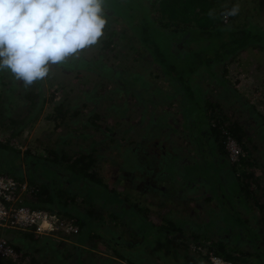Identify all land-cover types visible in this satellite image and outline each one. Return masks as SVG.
Returning a JSON list of instances; mask_svg holds the SVG:
<instances>
[{"label":"rangeland","instance_id":"374dc122","mask_svg":"<svg viewBox=\"0 0 264 264\" xmlns=\"http://www.w3.org/2000/svg\"><path fill=\"white\" fill-rule=\"evenodd\" d=\"M160 1L104 0L102 15L107 22L103 35L96 44L79 50L60 64H50L49 75L43 80L34 81L27 88L24 87L23 81H16L12 77L16 86L9 92L16 99L31 88L36 98L34 103L27 98L25 100L21 98L15 105L11 97L6 96L7 92H3L0 103V142H7L20 148L23 154L27 148L32 149V155L40 156L47 154L44 145L52 143L49 142L50 138L54 140L72 128L74 139L72 143H65L67 151L77 154L81 150L89 152L92 147H98L97 152L100 155L96 170L99 176L110 186L116 187L120 196L128 202L140 204L143 207L140 210L142 214L158 217L156 211L161 210V214L177 216L182 209L177 203L179 198H188L183 204L186 215H194L198 222L206 220L209 215L205 212L206 204L207 210L211 207L216 210L214 222L206 230L203 229V232L207 235L217 234L219 241L224 238L221 237L223 234L233 235L234 239L231 244H228L230 243L228 240L226 249H231L240 236L239 233H242L247 240L241 242L237 240L238 243L248 246L249 242L254 248H247L253 252H256L255 247L260 244L264 251V45H250L220 62L217 66L218 74L219 76L225 74L226 77L222 82L214 77L205 76L208 81L203 97L208 96L220 105L228 117L225 122L237 120L243 125L246 131L242 141L245 159L256 163L249 166L247 161H240L237 168L233 169L225 159H228L227 153L224 154L222 161L216 162L217 151L211 152L205 147L198 148L192 136L196 133V127L201 128L205 123V116L202 110L199 111L197 97L192 99L194 101L192 108L198 110L200 115L194 124L196 127H188L189 124L184 126V115L181 112L183 108L188 107L185 111L187 113L189 106L182 107L179 102L180 95L179 97L173 95L177 90L176 83L158 76L160 69L158 64L150 60V52L143 48L140 40H143L144 34L142 23H149V33L152 36L155 34L167 50L170 47L171 36L180 35L172 33L158 22L170 18L159 9ZM211 1L221 12L230 9L234 4L240 5L239 14L228 17L227 21L223 19L224 22L233 21L236 25L255 22L264 29V0ZM173 23L170 27L176 26ZM113 30L115 33L112 36L111 47L107 48L102 44L103 38H107ZM85 60L103 63L105 64L103 69L110 66L125 72H145L152 89L142 91L144 84L140 85L137 81L133 84L134 80L132 84L133 89L138 87L136 91L126 92L124 86L118 87L116 84L110 89H103L105 81H102L101 75L104 73L100 75V70L89 69ZM4 72L8 74V71ZM129 86L130 84L127 88ZM84 102H88V105ZM124 104L125 111L122 114L120 111L115 112L116 108L113 109V105L122 107ZM7 109L18 118L16 122H10ZM60 109L67 113L61 124H58L59 117H54L59 114ZM68 109L70 111H67ZM90 111L99 112L100 119L97 124L90 121L91 118L88 117ZM73 114L75 116H72ZM28 115L30 117H27ZM163 117L166 119V125ZM18 129L21 131L14 135ZM202 145L205 146L204 143ZM183 155H187L185 160H180ZM191 157L193 160L188 163L187 160ZM137 160L142 162L143 167L136 164ZM21 162L23 178H26L29 174L27 165L25 160ZM0 166L8 168L9 160L2 157ZM164 166L169 170L178 171L171 174V177L164 176L168 170ZM180 172L186 175L188 185L182 180ZM249 172L254 173L250 176ZM196 175L207 180L196 181L192 185L190 180ZM219 181L223 186L216 189L215 186L220 185ZM243 181L252 186L249 195L239 190V185H242ZM73 191H77L76 186ZM220 191L223 195H220ZM155 194L172 196L163 198L155 197ZM182 194L184 196L180 197ZM213 194L217 195L219 206H215L218 203L215 196L209 201L203 200L205 202L203 206L202 197L207 198ZM81 197V194L77 196L79 207L85 204L80 200ZM164 199L168 200L165 206H158L157 203ZM117 201L118 198L114 203ZM97 204V207H102L101 201ZM111 206L109 204L103 207L101 225L99 223L92 227L100 235L84 237L87 238L84 242L78 240L79 235L83 234L81 229L75 234H67L60 230L52 235H39L38 240L31 238L28 233L25 235L24 232L11 229L3 233L4 230H1V234L11 235L14 243L21 249L22 255L17 260H1L0 264H131L127 258L119 257L116 253L118 248L121 249L120 253L123 252L129 257H132V254L134 258L135 255L138 256L135 260L144 258L139 264H170L168 261H172L173 264L201 262L199 246L193 244L191 248L182 249L178 245L181 240V237L178 239L179 234L168 235L167 237L171 238L168 240L160 232L149 231L148 227L141 235L142 238L130 236L128 228H131V225L128 217L124 215L113 218L108 209ZM97 220L101 221L100 217ZM133 221L137 229L145 224L143 217L141 219L136 216ZM177 222L184 221L180 217ZM193 227L194 225L185 224L184 231ZM256 228L263 239L258 237ZM83 230L91 231L90 224ZM92 233L93 231L89 234ZM46 237L49 240L44 241ZM113 245L118 248L113 249ZM76 249L81 251L80 260L73 255L77 252ZM170 249H176L186 256L174 258ZM204 250L205 248L202 251ZM260 255L261 257L258 256L264 264V252H260ZM179 259L181 261L177 263ZM208 261L207 258L202 264Z\"/></svg>","mask_w":264,"mask_h":264},{"label":"trees","instance_id":"16d2710c","mask_svg":"<svg viewBox=\"0 0 264 264\" xmlns=\"http://www.w3.org/2000/svg\"><path fill=\"white\" fill-rule=\"evenodd\" d=\"M159 9L163 13L168 14L170 17L167 20L158 21L160 25L170 29L169 31L172 33H180V35L171 36V41L169 44L170 47L167 50V47H163L162 43L157 39L155 34L152 36L151 33H149V23H142L141 27H144V34L143 40H140L143 43V48L144 50L146 49L150 52V60L153 63L158 64L160 68L158 76L168 78L170 79L169 81L176 83L177 90L173 95L178 97L180 95L179 102L182 104V107L185 105L189 106L187 113L185 111L188 109V107L185 109L183 108L181 112L184 115V126L189 124L188 127H196L194 124H196L197 118L200 116L199 111L202 110V114L205 116V123H201V128L199 126L196 127V133L193 134L192 138H194L195 142L198 144L199 149L205 147L206 149L211 150V152L217 151V157L220 156V158L218 157L217 162H220L222 159H224L223 155L226 153L225 146L227 136H234L243 145L244 142L242 141L246 131L243 125L237 120L225 122L228 117L223 113V109L220 107V105L217 104V102L211 100L208 96L203 97V92L206 91L204 88L208 81L205 76L207 75L214 77L218 79L217 81L221 82L225 80V74L223 76H219L218 74V64L225 61L230 55H235L241 49H245L250 45H264V29L260 28L255 22H249L248 24L244 25H236L233 21L224 22L223 18L220 16L221 10H217L211 0H161L159 2ZM210 9L215 10L216 19H212L208 16ZM153 20H155V18H153ZM172 23L176 26L170 27ZM138 29L140 30L139 26ZM114 33L115 31L113 30V32L107 38H103L104 42H102V44L105 47H111L110 43L112 42V36ZM84 62H87L86 65L89 69L94 71L100 70V75L104 73L101 75L102 81H105L102 87L103 89H110V87H113L114 84H116L118 87L119 85L124 86V90L126 92H131V90L136 91L138 87L133 89V84L136 81L140 85L144 84V89L142 91H151L150 89H152L149 80L146 79L145 72H125L124 70H118L110 66H108L107 69H103V66L105 65H103V63L97 64L86 60ZM225 71H227V69H225ZM9 73L10 72L6 74L4 71H0V103L3 97V92L5 91L7 92L6 96H10L11 98H9L15 102V105L16 102L21 101V98H24V100L27 98L29 101L34 103L36 94L34 93L33 88L25 91L23 96L17 99L9 92V90L14 89L13 87L16 86V83H13V80L11 79V73ZM101 79H98V81H101ZM132 80H134L133 84ZM128 84H130V86L127 88ZM40 93L41 89L39 90V94ZM197 95H200V97L198 98ZM196 97L199 101L197 103V105H199V111L192 108V105H194V101L192 99H196ZM84 103L88 105V102ZM124 108L125 104L122 107H114L113 105L115 112L120 111V114L125 111ZM67 111L70 110L68 109ZM8 112V118L10 119V122H16L18 118L12 115L10 110H8ZM66 113L67 112L63 111L62 109L59 110V114L54 117H59L58 124H61V122L64 120ZM30 115L27 117H30ZM72 116L75 115L73 114ZM88 117L91 118L90 121L92 123L97 124L98 120L100 119V114L97 111H90ZM162 119L165 124L166 119H164V117ZM159 121L157 123H159ZM19 131L21 130H16L14 135L19 133ZM73 131L74 130L71 128L65 132V134H60L54 140L50 138L49 142L52 143L50 145H44V149L47 151V154L40 156L32 155V149L27 148L24 150L26 152L23 154L20 148L15 147L7 142H0V154L2 157H5L9 160V167L7 168L0 166V172H9L17 179H26L28 183L31 184L32 199L29 200L28 203H30L32 207L47 208L49 210L57 208L59 214H62L66 217H75V221L80 226L81 232H83V234H88L93 231L92 235L90 234L91 236L95 234L100 235V233H96V229L92 227L99 223L101 225V222H103L101 220L104 210L103 207H106V205L109 204L112 205L111 207H108V209H110V214L113 218L119 216L124 217V215L128 217L130 221L129 224L131 225V228H128V233L130 236L135 235L134 237L142 238L141 235L144 234V230L148 227H150L149 231L151 230L160 232V234H163L164 236H166L164 231H168L169 233L176 231L182 232L184 231V228H181V225H185L188 221H192L193 224H195L194 228L190 230L192 235L190 237L182 235L178 245L185 250L187 247L191 248L193 244L196 246L201 244V241L198 238L202 234H204V237L206 236L203 232L202 223H196V220L192 217L194 215L190 216L180 214L178 217H164L161 214L164 223L158 222L156 215L150 216L147 214H142L140 210L143 207L140 204H137L136 202H128L124 197L120 196V193L116 187L110 186L104 182L96 170L98 161L97 159L100 155V153L97 152L98 147H92L89 152L81 150L77 154L74 152L69 153L65 143L73 142ZM202 143H204L205 146H203ZM245 156L246 155H241L239 161H232L229 158L225 159L233 167V169H236L237 164L240 161H243ZM2 157L0 158V162ZM21 160H25L27 165V171L29 174L26 176V178H23L24 176ZM141 163L140 160L136 161V164H138L140 167H142ZM208 165L209 163L207 166ZM164 167L166 168V166ZM166 169H168V167ZM176 171L178 170L168 169L167 174L171 175ZM180 173L182 180L186 185H188L189 180L186 178V175H184L183 172ZM40 174L42 176H38ZM202 180L207 179L196 175L190 181L193 185L194 182H202ZM219 182L220 185L215 186L216 189H220L221 186H223L221 181ZM75 186L77 187L76 192L73 191ZM251 187L252 186H250V183L243 181L242 185H239V190L241 193L245 192V195H249L251 193ZM221 192L222 191H220V195H223ZM80 194L82 195L80 200L84 201L85 203L82 207L77 205V196ZM214 196L218 200V203L215 204V206H219V199L216 194L207 196V200L212 199ZM155 197H158L157 194H155ZM117 198L119 201L114 203ZM98 201L102 202V207H97ZM157 204H159V202ZM215 211L216 210L213 209L212 212H210V218L205 221V223L208 225H212L214 222V218L216 216ZM157 213L160 214V212L156 211V214ZM136 216L137 218L141 219L143 217V220H145V224L143 226H139V229H137V226L133 224V219ZM98 217H100L101 221L97 220ZM180 217L181 220L184 221L183 223L177 222ZM89 224L91 231H84V227L88 226ZM244 229H246V227H244ZM27 233L34 240L40 239V236L35 232H27L24 230V234L28 235ZM256 233L259 235L258 237L260 239H263L261 238L262 236L260 235V232L257 228ZM239 234L240 236L237 239L239 242L243 241L244 239L247 240L246 237L244 238L242 233ZM166 238L171 240V238L167 236ZM46 239L48 238L46 237L44 241ZM191 239L194 241H191ZM78 240L80 242H84L86 238H81V236H79ZM205 240L207 241L209 239ZM237 240L229 250L226 249L228 246V241L226 243L221 240L218 242L212 241L210 248L214 249L217 254L232 260L234 264H263V261L260 258V252L264 251L260 244H258L259 246L255 247L256 252L249 254V258H245V254L249 252L247 247L254 248V246H252L249 242H247L248 246H245L242 243H238ZM255 243L257 244V242ZM261 243H263V241H261ZM16 247L19 248L17 244ZM112 248L115 249L118 247L113 245ZM78 249H76L77 252L73 255H75V257L80 260L81 251ZM118 249L121 251L120 248ZM119 250L116 249V253L119 255V257L127 258L131 264H139L141 259H144L139 258L135 260V258L138 256L135 255L134 258V255L132 254V257H129L123 252L120 253ZM170 253H173L174 258L176 256L180 257L185 255L179 251H176V249H170ZM32 259L34 258L32 257ZM1 260L2 259H0V262ZM168 262L173 264L172 261Z\"/></svg>","mask_w":264,"mask_h":264},{"label":"clouds","instance_id":"9594fccd","mask_svg":"<svg viewBox=\"0 0 264 264\" xmlns=\"http://www.w3.org/2000/svg\"><path fill=\"white\" fill-rule=\"evenodd\" d=\"M103 2L0 0V71L10 72L14 80L23 81L25 88L46 78L50 64H60L79 50L97 43L107 22L102 15ZM239 12L237 3L220 16L227 21L228 17L237 16ZM208 16L216 19L215 10L210 9ZM31 197V193H25L24 202L31 205L28 203ZM211 243L212 240H203L197 246L215 252L210 248ZM199 252L201 259L208 258V263L212 264L208 253L202 249ZM217 255L234 264L232 260Z\"/></svg>","mask_w":264,"mask_h":264},{"label":"built area","instance_id":"2783aa9c","mask_svg":"<svg viewBox=\"0 0 264 264\" xmlns=\"http://www.w3.org/2000/svg\"><path fill=\"white\" fill-rule=\"evenodd\" d=\"M225 149L227 157L232 161H239L241 155H244L242 144L232 135L227 136ZM31 190L28 181L17 179L9 172H0V259L2 260H17L22 252L16 247L10 235L1 234V230H25L38 235H52L60 230H64L67 234L80 231L75 217L63 216L57 209L32 207L25 203L24 194L31 193ZM199 248L203 250L202 245ZM204 252L209 254L212 264H232L208 247Z\"/></svg>","mask_w":264,"mask_h":264},{"label":"crops","instance_id":"0c3cea01","mask_svg":"<svg viewBox=\"0 0 264 264\" xmlns=\"http://www.w3.org/2000/svg\"><path fill=\"white\" fill-rule=\"evenodd\" d=\"M221 155V154H220ZM186 156L187 155H183V156H181L180 157V160H182V159H184L185 160V158H186ZM222 156V155H221ZM224 156V155H223ZM219 158H220V156H218ZM218 157H217V159H218ZM246 158V157H245ZM244 158V162H248L247 163V165H251V164H253V165H256V163H254L253 161H251V160H246ZM188 159V158H187ZM216 159V160H217ZM250 159V158H249ZM190 160H193V158L191 157V158H189V160H187L188 161V163L190 162L191 163V161ZM246 165V166H247ZM143 167V166H142ZM142 171V170H141ZM168 173V172H167ZM253 173L254 172H249V174H250V176H252L253 175ZM164 176H167V177H171V175L170 174H164ZM169 179V178H168ZM257 179V178H256ZM207 190V189H206ZM228 193V192H227ZM157 196L158 197H163V198H167V197H170V196H172V195H167L166 197H164V196H162V195H159V194H157ZM182 196H184V194H182L180 197H182ZM29 199V198H28ZM31 199H32V197H31ZM213 199V198H212ZM186 200H188V198H184V197H182V198H179V200H178V205H180V207L182 208V209H180V214H183V215H186V210H185V207H183V204H184V201H186ZM205 200H207V198H204V197H202V199H201V202H202V205L204 206L205 205V202L204 201ZM211 200V199H210ZM168 200L167 199H164L163 201H159V204H158V206H160V207H164L165 206V204H166V202H167ZM209 201V200H208ZM84 206V205H83ZM54 209H57V208H54ZM212 210H213V208L211 207V208H209L208 210H207V204H206V209H205V212H207V213H209V215L207 216V219H209L210 218V212H212ZM161 210H157V212H160ZM180 214H178V215H180ZM164 217H169V216H172V215H167L166 213H164V214H162ZM162 215H161V213L159 214V213H157V218H158V220H159V222H161V223H164V221H163V218H162ZM178 215L177 216H175V217H178ZM194 219H195V216H192ZM206 219V220H207ZM247 219V218H246ZM206 220H204V219H202L199 223H202V225H203V229L204 230H206L207 228H209L211 225H208L207 223H205V221ZM189 223H191L190 225L191 226H195V224H193V222L192 221H188L186 224H187V226H190L189 225ZM196 223H198V221H196ZM198 223V224H199ZM181 228H184V225L182 224L181 225ZM194 228V227H193ZM197 228H198V226H197ZM213 228V227H212ZM4 232H6V230L4 231ZM184 232H185V234H184ZM164 234L166 235V236H170V234H171V236L172 235H174V236H178V234H179V236H178V239H180V237L182 236V235H184V236H187V237H190L191 235H192V233H191V231L190 230H188V231H182V232H180V231H176V232H168V231H164ZM207 234H205V236H206ZM79 236H81V238H84V237H89V236H91L89 233H88V235H79ZM220 236V235H219ZM11 237V236H10ZM217 234H210V235H207V237H204V234H202L198 239L199 240H204V238L205 239H209V240H212L213 242H218L219 240H217ZM221 237H224L221 241H223V242H226L227 243V241L228 240H230V244H231V241H233V238H234V236L233 235H231V236H229V235H225V234H223V235H221ZM86 238V239H87ZM209 240H207V241H209ZM179 241V240H178ZM191 241H194L193 239H191ZM248 249V248H247ZM249 250V249H248ZM251 253H253V251L250 249L249 250V252L247 253V254H245V258H249V254H251ZM121 258V257H120ZM122 258H124V257H122ZM121 258V259H122ZM181 260L179 259L178 260V263L180 262ZM205 262V260H203V259H201V262H195V264H202V263H204ZM208 263V262H207ZM206 263V264H207ZM209 264V263H208Z\"/></svg>","mask_w":264,"mask_h":264},{"label":"flooded vegetation","instance_id":"af4514ba","mask_svg":"<svg viewBox=\"0 0 264 264\" xmlns=\"http://www.w3.org/2000/svg\"><path fill=\"white\" fill-rule=\"evenodd\" d=\"M226 154V153H225ZM217 162V161H216Z\"/></svg>","mask_w":264,"mask_h":264}]
</instances>
